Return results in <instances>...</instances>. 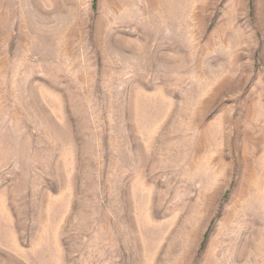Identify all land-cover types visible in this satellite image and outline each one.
Returning a JSON list of instances; mask_svg holds the SVG:
<instances>
[{
    "label": "rangeland",
    "instance_id": "rangeland-1",
    "mask_svg": "<svg viewBox=\"0 0 264 264\" xmlns=\"http://www.w3.org/2000/svg\"><path fill=\"white\" fill-rule=\"evenodd\" d=\"M0 264H264V0H0Z\"/></svg>",
    "mask_w": 264,
    "mask_h": 264
}]
</instances>
